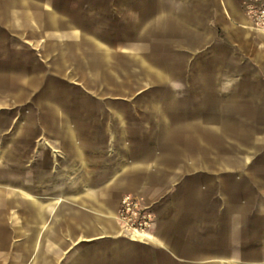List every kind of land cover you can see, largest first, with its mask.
<instances>
[{
	"label": "crops",
	"instance_id": "obj_1",
	"mask_svg": "<svg viewBox=\"0 0 264 264\" xmlns=\"http://www.w3.org/2000/svg\"><path fill=\"white\" fill-rule=\"evenodd\" d=\"M18 2L0 0L4 32L49 42L62 74H92L115 47L117 71L137 66L127 79L147 82L133 94L146 116L87 136L57 123L68 136L37 155L43 174L63 161L42 183L59 195L32 200L37 220H0V264H264V30L248 2ZM124 194L152 206L150 234L121 228Z\"/></svg>",
	"mask_w": 264,
	"mask_h": 264
},
{
	"label": "rangeland",
	"instance_id": "obj_2",
	"mask_svg": "<svg viewBox=\"0 0 264 264\" xmlns=\"http://www.w3.org/2000/svg\"><path fill=\"white\" fill-rule=\"evenodd\" d=\"M2 21L0 15V220H34L32 200L46 201L44 196L23 195V201L16 200L20 190L12 183L26 185L48 167L46 156L37 155L42 140L60 137L56 125L65 119L75 124V134L86 136L102 133L105 122L115 121L117 114L120 120H141L146 115L138 111L141 107L133 94L147 88V82L127 79L139 71L137 66L132 70L131 64L119 65L117 71L115 47L106 48L109 63L93 66L92 74L84 75L79 67L62 74L67 66L52 64L49 42L37 47L35 33L4 32ZM102 35L109 45L115 44L114 33ZM11 136L14 139L8 141Z\"/></svg>",
	"mask_w": 264,
	"mask_h": 264
},
{
	"label": "built area",
	"instance_id": "obj_3",
	"mask_svg": "<svg viewBox=\"0 0 264 264\" xmlns=\"http://www.w3.org/2000/svg\"><path fill=\"white\" fill-rule=\"evenodd\" d=\"M246 1L248 2L247 15L253 26L264 30V3L259 0ZM116 216L125 230L135 231L141 236L150 234L155 222L151 206L132 194L122 195Z\"/></svg>",
	"mask_w": 264,
	"mask_h": 264
},
{
	"label": "water",
	"instance_id": "obj_4",
	"mask_svg": "<svg viewBox=\"0 0 264 264\" xmlns=\"http://www.w3.org/2000/svg\"><path fill=\"white\" fill-rule=\"evenodd\" d=\"M11 5L17 6L20 5V3L18 2V0H9ZM50 105L53 109H56V105H54L52 102H50ZM21 123L24 124L26 123V116H22L21 118ZM56 124V123H55ZM56 131H57V135L60 137H66L68 136L67 134V130L65 128H62L61 125H56ZM14 139V136H11L8 141H12ZM62 160L59 159L57 160V168L52 170H47V172L45 171L44 174L41 172L40 174L37 173L35 174V177L31 180L30 183L28 184H23L22 182H15L12 183V186H15L18 190H20V194L15 196V199L19 200V201H23L24 200V196L23 195H33L36 194L37 196L41 195V196H45V198H55L56 196L59 195L58 191H54L53 188L50 186V188H43V181H50L52 182L53 180H56V182L59 180H57L56 176L57 174L60 172L61 170V165H62ZM42 174V175H41ZM41 175V176H40ZM32 213L34 214V220H37V211L36 208L31 205L30 206ZM38 217L40 218L39 220H41V218L45 217V214L42 212L38 214Z\"/></svg>",
	"mask_w": 264,
	"mask_h": 264
},
{
	"label": "bare ground",
	"instance_id": "obj_5",
	"mask_svg": "<svg viewBox=\"0 0 264 264\" xmlns=\"http://www.w3.org/2000/svg\"><path fill=\"white\" fill-rule=\"evenodd\" d=\"M116 218H117V216H116ZM117 221H118V220H117ZM118 223H119V222H118ZM119 224H120V223H119ZM120 226H121V228H122L125 232H128L129 234H131V235H133V236H135V237H137V238L141 237V235H140L139 233H137V232H135V231L125 230L121 224H120ZM145 235H146V234H145ZM145 235H143V236H145Z\"/></svg>",
	"mask_w": 264,
	"mask_h": 264
}]
</instances>
